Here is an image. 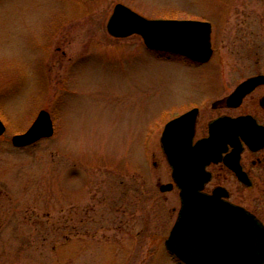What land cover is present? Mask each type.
Listing matches in <instances>:
<instances>
[{
	"label": "rangeland",
	"instance_id": "obj_1",
	"mask_svg": "<svg viewBox=\"0 0 264 264\" xmlns=\"http://www.w3.org/2000/svg\"><path fill=\"white\" fill-rule=\"evenodd\" d=\"M117 4L148 20L210 23V61L111 37ZM257 75L264 0H0V91L14 99L12 127L29 129L41 110L54 126L50 139L9 155L0 264H178L164 247L180 209L177 189L159 190L172 183L164 126L194 108L202 123L215 118L211 104ZM255 111L247 99L227 113Z\"/></svg>",
	"mask_w": 264,
	"mask_h": 264
},
{
	"label": "water",
	"instance_id": "obj_2",
	"mask_svg": "<svg viewBox=\"0 0 264 264\" xmlns=\"http://www.w3.org/2000/svg\"><path fill=\"white\" fill-rule=\"evenodd\" d=\"M106 30L116 39L139 36L148 50L177 54L196 64L207 63L213 54L208 22L148 20L117 4ZM263 83L264 76L247 79L225 99L227 107L238 108ZM197 117L198 110L192 109L170 121L160 140L172 169V184L161 185L159 190L166 193L176 187L181 204L165 248L182 264H264L261 224L244 209L228 203L225 193H203L211 179L205 168L218 162L224 141L233 145L240 139L254 144L260 141L256 133L259 127L250 117L223 118L210 125L208 139L194 144ZM53 133L49 114L41 111L28 131L14 137L12 144L31 146ZM213 148L218 149L212 152Z\"/></svg>",
	"mask_w": 264,
	"mask_h": 264
},
{
	"label": "flooded vegetation",
	"instance_id": "obj_3",
	"mask_svg": "<svg viewBox=\"0 0 264 264\" xmlns=\"http://www.w3.org/2000/svg\"><path fill=\"white\" fill-rule=\"evenodd\" d=\"M2 94L4 92L0 91V154L3 155L2 160L0 159V204L3 202L2 206H5L6 211H8L10 207L9 203L6 204V202L9 200V195L5 192V184L7 182L4 180V177L7 168L10 166L9 155L11 150L17 153H24L28 148L14 147L12 140L16 136L25 134L28 129L26 123L19 129H13V123H20L12 115V103L14 99L12 101V97L6 98ZM229 95L211 104V110L219 112V115H216L215 118L202 123V114L198 111L199 139L196 141L200 142L209 138V128L213 122L223 118L237 119L240 117H250L255 122V125L259 127V131H255L258 137H260V141H256V143L251 145L246 144L240 139L237 144L233 145L224 141V147L221 148L222 152L218 162H211L205 168V172L210 175L211 179L205 186L203 193L211 195L216 190L220 193H225L228 195L227 202L244 209L264 228V83L257 86L247 95L238 108L227 107L225 99ZM247 99L251 101L253 108L256 110L254 115L253 113L252 115L249 113L234 116L227 113L239 109ZM221 111H226V113ZM217 149L213 148L212 152H216ZM68 200L74 202L75 197L73 196L72 198V194H69ZM74 206L73 203L71 209ZM0 223L8 222L0 221ZM68 224L69 236L66 240L72 246L74 245L75 238L74 218ZM51 227L52 231L59 230L58 226L54 223H52ZM70 250L71 255L74 256L75 250L73 251L72 248Z\"/></svg>",
	"mask_w": 264,
	"mask_h": 264
}]
</instances>
